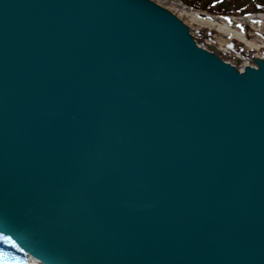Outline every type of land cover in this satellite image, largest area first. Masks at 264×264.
Here are the masks:
<instances>
[{
    "label": "water",
    "instance_id": "95a60500",
    "mask_svg": "<svg viewBox=\"0 0 264 264\" xmlns=\"http://www.w3.org/2000/svg\"><path fill=\"white\" fill-rule=\"evenodd\" d=\"M156 0H0V238L39 264H264V53Z\"/></svg>",
    "mask_w": 264,
    "mask_h": 264
},
{
    "label": "bare ground",
    "instance_id": "6f19581e",
    "mask_svg": "<svg viewBox=\"0 0 264 264\" xmlns=\"http://www.w3.org/2000/svg\"><path fill=\"white\" fill-rule=\"evenodd\" d=\"M156 1L169 7L191 24L195 30L213 34L223 49L231 39L237 37L243 39L246 29L257 31L264 25V13H250L242 17L212 15L207 11L191 7L182 0Z\"/></svg>",
    "mask_w": 264,
    "mask_h": 264
},
{
    "label": "rangeland",
    "instance_id": "374dc122",
    "mask_svg": "<svg viewBox=\"0 0 264 264\" xmlns=\"http://www.w3.org/2000/svg\"><path fill=\"white\" fill-rule=\"evenodd\" d=\"M200 2H209L210 0H198ZM223 0H212V6L218 7L221 5ZM251 2H249L247 5H250ZM247 31L244 32V38H235L231 39L229 42L225 44V48H227L230 51L235 50L236 48H246L248 50L258 52V53H264V25L261 27L260 30L254 31L246 29ZM210 35L213 37V39L219 43V40L215 39L213 34H207V36L210 37Z\"/></svg>",
    "mask_w": 264,
    "mask_h": 264
},
{
    "label": "trees",
    "instance_id": "16d2710c",
    "mask_svg": "<svg viewBox=\"0 0 264 264\" xmlns=\"http://www.w3.org/2000/svg\"><path fill=\"white\" fill-rule=\"evenodd\" d=\"M186 2L193 4L197 7L206 8L210 11L218 13H237L242 14L247 10H264V0H253L251 1L250 7L246 6L248 1L246 0H223L221 5L213 8L209 2H199L194 0H185Z\"/></svg>",
    "mask_w": 264,
    "mask_h": 264
}]
</instances>
